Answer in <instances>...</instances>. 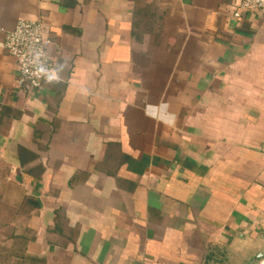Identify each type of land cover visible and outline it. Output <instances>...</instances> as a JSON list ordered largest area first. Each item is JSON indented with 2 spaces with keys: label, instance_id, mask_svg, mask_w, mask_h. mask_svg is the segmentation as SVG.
I'll use <instances>...</instances> for the list:
<instances>
[{
  "label": "crops",
  "instance_id": "crops-1",
  "mask_svg": "<svg viewBox=\"0 0 264 264\" xmlns=\"http://www.w3.org/2000/svg\"><path fill=\"white\" fill-rule=\"evenodd\" d=\"M230 2L0 0V218L28 230L29 264H244L264 245V16ZM19 19L49 41L37 89L2 45Z\"/></svg>",
  "mask_w": 264,
  "mask_h": 264
},
{
  "label": "built area",
  "instance_id": "built-area-1",
  "mask_svg": "<svg viewBox=\"0 0 264 264\" xmlns=\"http://www.w3.org/2000/svg\"><path fill=\"white\" fill-rule=\"evenodd\" d=\"M229 7L235 21L250 11L264 16V0H231ZM2 45L15 60L18 86L40 88L44 78L51 72L47 54L49 41L43 25L39 21L19 19L13 29L5 33ZM258 264H264V258Z\"/></svg>",
  "mask_w": 264,
  "mask_h": 264
},
{
  "label": "trees",
  "instance_id": "trees-1",
  "mask_svg": "<svg viewBox=\"0 0 264 264\" xmlns=\"http://www.w3.org/2000/svg\"><path fill=\"white\" fill-rule=\"evenodd\" d=\"M14 222V219L7 218V216L3 219L0 218V230L4 234L7 233V238L11 239L10 249L1 251L0 259L17 264H29L32 259L24 253L28 230L25 228L22 233H19V231H16Z\"/></svg>",
  "mask_w": 264,
  "mask_h": 264
},
{
  "label": "water",
  "instance_id": "water-1",
  "mask_svg": "<svg viewBox=\"0 0 264 264\" xmlns=\"http://www.w3.org/2000/svg\"><path fill=\"white\" fill-rule=\"evenodd\" d=\"M258 238L264 242L263 235H259ZM262 258H264V245H262L260 250L255 255H253L248 261H246L244 264H255Z\"/></svg>",
  "mask_w": 264,
  "mask_h": 264
},
{
  "label": "clouds",
  "instance_id": "clouds-1",
  "mask_svg": "<svg viewBox=\"0 0 264 264\" xmlns=\"http://www.w3.org/2000/svg\"><path fill=\"white\" fill-rule=\"evenodd\" d=\"M45 71H47V70H45Z\"/></svg>",
  "mask_w": 264,
  "mask_h": 264
}]
</instances>
